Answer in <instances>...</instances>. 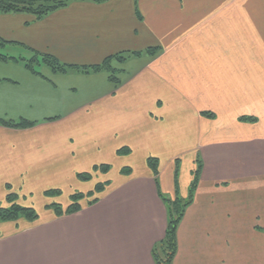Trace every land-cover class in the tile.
I'll use <instances>...</instances> for the list:
<instances>
[{"label":"crops","instance_id":"crops-1","mask_svg":"<svg viewBox=\"0 0 264 264\" xmlns=\"http://www.w3.org/2000/svg\"><path fill=\"white\" fill-rule=\"evenodd\" d=\"M34 52L78 67L143 56L111 64L115 85L106 71H30L21 60ZM0 54L20 60L0 59V120L35 124L0 125V206L12 192L38 215L0 223V264H155L165 200L188 199L198 161L174 264H264V0L0 13ZM102 165L107 173L94 170ZM75 194L85 197L81 209L57 216L52 205L66 211Z\"/></svg>","mask_w":264,"mask_h":264},{"label":"trees","instance_id":"trees-1","mask_svg":"<svg viewBox=\"0 0 264 264\" xmlns=\"http://www.w3.org/2000/svg\"><path fill=\"white\" fill-rule=\"evenodd\" d=\"M95 2V3H103L107 0H0V13L3 14H31L35 16L37 19H42L43 17L63 9L69 5L71 2ZM2 46L5 45V42L1 43ZM156 49L149 50L146 52L148 56H155L157 54ZM34 56L30 60H21L23 61L25 67L30 71L34 70L37 65H45L46 67L53 70L55 73L59 74H68L71 72L74 73H83V74H91V73H101V72H109L111 74L110 81L115 85L119 84V80L116 76V71L112 69V63L114 61L123 64L127 62L131 58H137L143 56L142 53H132V54H120L115 57L107 59L102 65L93 66V67H78V66H68L62 64L56 58L50 55H43L34 52ZM0 59L4 62L8 61H17L15 58H10L5 55L0 54ZM209 117H213L211 114H205ZM248 121V120H243ZM253 122L254 120H249ZM0 125L17 128V129H26L31 128L35 124L28 122H20V123H12L8 121L0 120ZM121 155H127L130 153L129 149H122L119 151ZM148 164L150 168L153 170L155 176L158 175V160L154 158H150L148 160ZM108 166H100L94 168L95 171H100L103 173L108 172ZM202 171V164L200 161L197 163V168L194 173V180L192 182L189 197L187 200H183L179 197H176L173 201L165 200L167 203L168 210V225L165 234V238L157 244L152 252L153 259L155 264H174L175 257L177 255L178 244H177V231L178 228L184 218L185 212L187 208L193 203L194 195L199 183L200 175ZM125 175H130L131 170L126 169L123 170ZM79 179L83 181H89L91 176L88 174H80ZM11 190L10 187H8ZM103 191V185H98L96 187V193H101ZM46 196L55 197L59 196L60 192L57 190L47 191ZM85 197L82 194H75L71 196L72 204L70 207L63 211L59 205L53 204L52 208L55 210L57 216H62L64 214H73L78 212L81 209L80 202ZM18 196L15 193L9 192L6 197V201L9 204V207L4 208L0 206V223L1 222H17L20 219H25L29 222H35L38 220L37 212L30 207H26L17 203ZM96 201V199H94Z\"/></svg>","mask_w":264,"mask_h":264}]
</instances>
